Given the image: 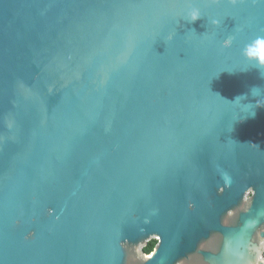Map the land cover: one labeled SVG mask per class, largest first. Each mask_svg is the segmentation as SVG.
<instances>
[{
	"label": "water",
	"instance_id": "obj_1",
	"mask_svg": "<svg viewBox=\"0 0 264 264\" xmlns=\"http://www.w3.org/2000/svg\"><path fill=\"white\" fill-rule=\"evenodd\" d=\"M260 44L264 0H0V264H264Z\"/></svg>",
	"mask_w": 264,
	"mask_h": 264
},
{
	"label": "clouds",
	"instance_id": "obj_2",
	"mask_svg": "<svg viewBox=\"0 0 264 264\" xmlns=\"http://www.w3.org/2000/svg\"><path fill=\"white\" fill-rule=\"evenodd\" d=\"M199 19V14L197 11L193 10L189 13L187 23L192 24ZM261 48H264V44L259 45ZM245 54H247V49L245 50Z\"/></svg>",
	"mask_w": 264,
	"mask_h": 264
},
{
	"label": "trees",
	"instance_id": "obj_3",
	"mask_svg": "<svg viewBox=\"0 0 264 264\" xmlns=\"http://www.w3.org/2000/svg\"><path fill=\"white\" fill-rule=\"evenodd\" d=\"M156 240H151L145 248H143L144 253L150 254L153 251L154 246L156 245Z\"/></svg>",
	"mask_w": 264,
	"mask_h": 264
}]
</instances>
